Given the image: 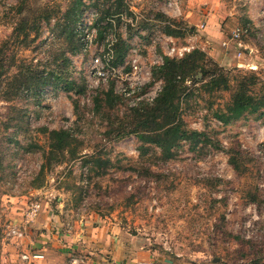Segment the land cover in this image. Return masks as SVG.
<instances>
[{
	"label": "rangeland",
	"instance_id": "374dc122",
	"mask_svg": "<svg viewBox=\"0 0 264 264\" xmlns=\"http://www.w3.org/2000/svg\"><path fill=\"white\" fill-rule=\"evenodd\" d=\"M121 1L0 0V264L40 253L29 234L43 226L84 223L119 228L154 264H264V0ZM115 10L100 37L95 21ZM113 38L138 49L142 94L166 78L156 61L192 54L169 105L188 138L145 141L144 105L114 97L137 76L93 75ZM243 91L262 106L220 122Z\"/></svg>",
	"mask_w": 264,
	"mask_h": 264
},
{
	"label": "crops",
	"instance_id": "0c3cea01",
	"mask_svg": "<svg viewBox=\"0 0 264 264\" xmlns=\"http://www.w3.org/2000/svg\"><path fill=\"white\" fill-rule=\"evenodd\" d=\"M59 227L43 226L47 232H38V236L29 234L31 247L39 248L38 252L44 254V259L36 264H125L127 258L131 260L130 264H154L146 251L129 246L125 233L119 228L84 223L61 234ZM75 251L81 254L75 253L72 257L71 253ZM85 252L94 256L85 257Z\"/></svg>",
	"mask_w": 264,
	"mask_h": 264
},
{
	"label": "trees",
	"instance_id": "16d2710c",
	"mask_svg": "<svg viewBox=\"0 0 264 264\" xmlns=\"http://www.w3.org/2000/svg\"><path fill=\"white\" fill-rule=\"evenodd\" d=\"M122 1L119 0L118 4L121 5ZM120 9V8H119ZM116 15V17H115ZM115 17V18H113ZM121 17V11L119 10H115V11H111V12H105V14L99 18L96 22L97 26L101 23L104 22V26H101L102 29H100L101 27H98V33L97 35H100V37L104 35L105 29L106 28H112L114 26V21ZM119 19H117L118 21ZM104 27V28H103ZM171 33H175L172 32ZM115 39V38H114ZM112 51H113V60H112V64L117 66V65H121L123 63L124 60V56L126 54V49L124 50H120L119 46H118V41L115 40V44L112 47ZM192 54L190 55H186L184 58H182L181 60H177L178 62H174V60H168L165 59L163 60V63L160 65H157V69L158 70H164L167 69V73H166V78L164 81L161 80L162 82V86H161V91L158 94V96L156 97L155 101L153 102V104L151 105H144L141 107L140 111H144L142 112V114H146L148 118H144V119H138V129L139 130H145L144 131V140L149 142V143H153L155 145H159L162 146L163 142L168 139L170 140V138H174L175 141H177L178 139H181L183 137L188 138L187 132L185 130L181 129L182 123H180V120H177L178 123L175 124V119L178 118L177 117V108H175L174 110L172 109V107H170V103L175 100V97L177 95V90H178V86H177V80H176V75H175V70L179 68L183 69L184 66H189L191 68H194L193 64H191L190 58H191ZM64 89H67L64 87ZM110 95L113 93V90L110 89ZM113 95V94H112ZM114 96V95H113ZM114 97L120 98V96L118 97V95H115ZM262 105H257L254 103V99L252 98V96H250L249 94H247L246 91L243 92H237L233 98V102L232 105L228 108L227 113H216L215 117L222 123L224 124H228L233 120H237L239 119L244 113H254L256 111H258L259 107ZM155 112H158V115H154ZM140 113V112H138ZM164 114L165 116V120H164V124L163 125H159L158 124V120L159 118ZM152 115V117H151ZM262 113H259V116H262ZM143 117V116H141ZM151 117V118H150ZM148 123H152L157 125L156 130H162L160 133H156V135H153L149 132V128L147 127ZM147 129V131H146ZM139 130H134V132H137ZM193 137H200L203 134L202 133H198V132H191ZM56 135V139L58 142L62 141L63 137H65L67 135L66 131H60V132H55ZM170 147H167V149H169Z\"/></svg>",
	"mask_w": 264,
	"mask_h": 264
},
{
	"label": "built area",
	"instance_id": "2783aa9c",
	"mask_svg": "<svg viewBox=\"0 0 264 264\" xmlns=\"http://www.w3.org/2000/svg\"><path fill=\"white\" fill-rule=\"evenodd\" d=\"M239 31L234 33V38H238ZM112 42L107 45V57L104 56L103 64L98 67L100 58H95L92 61V68L95 72L93 75H97L101 77L103 80H106L107 76L110 74L111 76L120 75L122 78L126 79H132L134 76L141 75V67H140V60L137 56L138 49L135 47H130L127 50L126 56L123 60V63L121 65H113V51L112 47L114 45L115 39L113 38L111 40ZM190 49L187 47L184 48H176V46H171L169 49V54H174L176 57H179L181 59L184 57V55L189 52ZM102 62V60H101ZM163 63L162 58H160L158 61H156L157 65H160ZM131 75V76H130ZM102 80V81H103ZM134 85H125V87H120L115 89V93L118 94V96L122 97L123 100H125L128 105L131 107H138L141 105H151L155 101L157 97V91H161V88L159 86L156 87V90L150 93L142 94L143 92V86H141L140 78L137 76L134 80ZM40 209V204L35 203L30 208L29 218L36 217L38 214V211ZM10 234L22 236V232L16 227H13L10 229ZM43 259V255L34 251H25L22 252L19 256V264H36L39 260Z\"/></svg>",
	"mask_w": 264,
	"mask_h": 264
}]
</instances>
